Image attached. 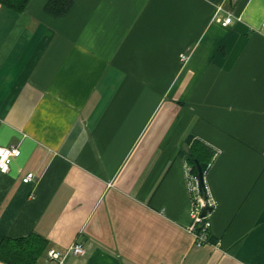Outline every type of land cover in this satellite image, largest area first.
Returning <instances> with one entry per match:
<instances>
[{"label": "crops", "instance_id": "crops-1", "mask_svg": "<svg viewBox=\"0 0 264 264\" xmlns=\"http://www.w3.org/2000/svg\"><path fill=\"white\" fill-rule=\"evenodd\" d=\"M48 1L0 4V147L21 151L0 243H81L62 264H264V0H73L61 18ZM190 136L213 151L201 247Z\"/></svg>", "mask_w": 264, "mask_h": 264}, {"label": "trees", "instance_id": "trees-1", "mask_svg": "<svg viewBox=\"0 0 264 264\" xmlns=\"http://www.w3.org/2000/svg\"><path fill=\"white\" fill-rule=\"evenodd\" d=\"M31 0H0V4L16 13H23ZM73 0H49L45 11L54 18L65 16L72 8ZM185 144L188 151L180 150L179 154L185 158L191 168V174L198 178L197 163L204 175L213 160V151L204 143L188 137ZM48 241L36 234L27 238H5L0 243V260L6 264H40L47 255Z\"/></svg>", "mask_w": 264, "mask_h": 264}, {"label": "built area", "instance_id": "built-area-1", "mask_svg": "<svg viewBox=\"0 0 264 264\" xmlns=\"http://www.w3.org/2000/svg\"><path fill=\"white\" fill-rule=\"evenodd\" d=\"M226 13L227 16L221 20V24L223 27H227L233 23V15L227 12L224 7L218 6L216 14ZM240 20V19H238ZM186 55L181 56V60L185 61ZM21 156V151L17 147H0V173L8 174L10 171V162L12 159L19 158ZM34 179V174H28L26 178L23 180V183L28 184ZM189 179H191L189 177ZM198 181V180H197ZM199 186V185H198ZM190 189L197 194L191 200V208H190V218L192 220L191 225L188 227L189 233H191L196 241V245L201 247L209 242V230L211 227V222L209 219V214L203 216V208L205 203L202 201L200 196L199 188H194L189 182ZM210 206V204H209ZM85 253V249L81 243H75L70 250L63 254L56 250H50L47 255L48 261H57L58 264H62L65 257L68 254H72L74 256H81Z\"/></svg>", "mask_w": 264, "mask_h": 264}, {"label": "water", "instance_id": "water-1", "mask_svg": "<svg viewBox=\"0 0 264 264\" xmlns=\"http://www.w3.org/2000/svg\"><path fill=\"white\" fill-rule=\"evenodd\" d=\"M197 169H198V185H199V191H200V196L202 201L205 203V206L203 208V216H206V214L212 210V208L209 206L208 203V195H207V190H206V186H205V178H204V173L203 170L201 168V166L199 165V163H197Z\"/></svg>", "mask_w": 264, "mask_h": 264}, {"label": "rangeland", "instance_id": "rangeland-1", "mask_svg": "<svg viewBox=\"0 0 264 264\" xmlns=\"http://www.w3.org/2000/svg\"><path fill=\"white\" fill-rule=\"evenodd\" d=\"M42 264H44V263H42Z\"/></svg>", "mask_w": 264, "mask_h": 264}]
</instances>
